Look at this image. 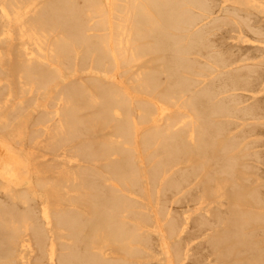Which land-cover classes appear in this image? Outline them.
<instances>
[{"label": "bare ground", "instance_id": "1", "mask_svg": "<svg viewBox=\"0 0 264 264\" xmlns=\"http://www.w3.org/2000/svg\"><path fill=\"white\" fill-rule=\"evenodd\" d=\"M0 264H264V0H0Z\"/></svg>", "mask_w": 264, "mask_h": 264}]
</instances>
